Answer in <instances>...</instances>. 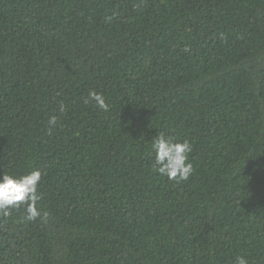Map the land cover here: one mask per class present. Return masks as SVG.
Here are the masks:
<instances>
[{"label": "trees", "instance_id": "1", "mask_svg": "<svg viewBox=\"0 0 264 264\" xmlns=\"http://www.w3.org/2000/svg\"><path fill=\"white\" fill-rule=\"evenodd\" d=\"M33 169L48 219L0 215V264H264V0H0V173Z\"/></svg>", "mask_w": 264, "mask_h": 264}, {"label": "clouds", "instance_id": "2", "mask_svg": "<svg viewBox=\"0 0 264 264\" xmlns=\"http://www.w3.org/2000/svg\"><path fill=\"white\" fill-rule=\"evenodd\" d=\"M93 102L101 110L108 111L109 105L102 94L90 91L85 103ZM60 112L66 111L61 103ZM57 117L51 116L48 125L57 126ZM151 151L154 153L153 171L174 183L187 181L194 172L189 155L193 151L191 142L187 139H179L164 133L157 134L150 142ZM42 173L39 169H33L27 174L15 175L0 173V215H10L11 210L24 207V218L27 221H46L49 213L41 210L39 202L42 194L38 191V185ZM234 264H249L245 256L235 257Z\"/></svg>", "mask_w": 264, "mask_h": 264}]
</instances>
